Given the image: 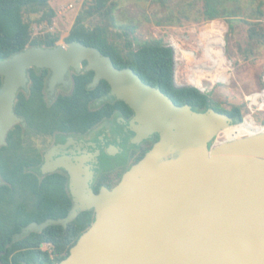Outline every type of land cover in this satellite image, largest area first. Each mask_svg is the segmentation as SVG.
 <instances>
[{
  "label": "water",
  "instance_id": "water-1",
  "mask_svg": "<svg viewBox=\"0 0 264 264\" xmlns=\"http://www.w3.org/2000/svg\"><path fill=\"white\" fill-rule=\"evenodd\" d=\"M83 60L95 73L94 88L107 81L110 97L134 111L136 142L154 134L159 141L117 186L99 194L85 162L70 166L74 205L68 217L33 222L13 240L67 227L93 210L94 222L59 264H264V133L217 144L220 133L239 125L236 120L212 105L204 112L176 105L94 47H27L0 60V146L23 122L14 106L18 92L29 90L28 70H50L53 94Z\"/></svg>",
  "mask_w": 264,
  "mask_h": 264
},
{
  "label": "trees",
  "instance_id": "trees-1",
  "mask_svg": "<svg viewBox=\"0 0 264 264\" xmlns=\"http://www.w3.org/2000/svg\"><path fill=\"white\" fill-rule=\"evenodd\" d=\"M51 1L53 0H0V60L9 58L27 47L53 48L57 45L59 38L51 33L33 36L34 24L52 23L55 12L49 8ZM106 2L107 0H96L94 7L92 6L86 13L104 14ZM213 5L211 2L207 3L204 14L208 20L222 16L216 11L210 13ZM41 12L43 13L40 14ZM38 14L39 17L31 19V15ZM259 14L261 15V12ZM230 28H233L232 24ZM126 37L124 49L120 50L108 41L107 30L104 27L96 26L94 29L86 27L82 16H79L66 41L80 42L98 49L104 56L111 57L119 69L132 68L146 84L160 88L178 106L190 105L194 111L204 112L212 105L216 111L228 114L238 124L243 122L248 113L246 101L244 105H234L227 110L221 108L210 95L202 94L196 88H175L173 49L161 40L139 43L137 49H134V39L131 40L128 34ZM248 44L254 49L264 45V26L255 25L250 29ZM39 79L37 81L34 78V83L30 87L33 104L27 99L29 94L18 95L17 113L28 121L33 117L48 126H51L56 117L63 123L78 122L84 117L78 103L80 104V100L86 99L87 94L91 93L85 83L77 80L73 95L59 98L56 105L58 110L49 115L52 108L43 103L45 85L43 79L40 81ZM2 82L3 76L0 75V87ZM263 87L262 80L257 91ZM108 89L109 85L103 81L94 89V93L99 91L106 93ZM95 97L98 95L94 96V100ZM261 113L255 115L257 122ZM101 117L98 115L94 123ZM17 131L20 133V130ZM12 132L14 131H11V134ZM2 151L0 150V264H59L69 256L71 248L90 228L94 222L95 212L83 211L67 227L53 225L41 233L33 232L14 241V237L20 235L22 230L33 222L41 224L48 219L68 217L73 201L65 191L67 180L64 176L52 174L40 178L26 168V165L30 164V156H27L26 150H22L16 159H12L10 155H3ZM42 245L49 248L44 249Z\"/></svg>",
  "mask_w": 264,
  "mask_h": 264
},
{
  "label": "rangeland",
  "instance_id": "rangeland-1",
  "mask_svg": "<svg viewBox=\"0 0 264 264\" xmlns=\"http://www.w3.org/2000/svg\"><path fill=\"white\" fill-rule=\"evenodd\" d=\"M210 2L215 5L210 13L216 11L222 14L215 20H208L204 14ZM95 3L96 0L51 1L49 8L55 12L52 23L34 24L33 36L51 33L59 38L58 44H63L77 18L82 16L86 27H104L108 41L120 50L124 49L128 34L131 40L134 39V49L139 43L151 40H161L165 45L172 46L173 39L179 50L186 51L196 47L199 29L209 23L202 29L208 37L211 28L219 29L215 27L219 22L227 29V55L233 70L229 84H210L209 95L221 108L230 110L234 105H244L245 97L261 87L264 45L254 49L253 46L249 47L248 40L253 26H264V0H107L104 14H87L86 11L94 7ZM40 14L30 17L36 19ZM230 24L233 25L232 29ZM200 36V41L205 43L206 37ZM186 65L181 63L182 84L187 83ZM257 123L264 125V112L258 115ZM221 141L225 140L221 138Z\"/></svg>",
  "mask_w": 264,
  "mask_h": 264
},
{
  "label": "flooded vegetation",
  "instance_id": "flooded-vegetation-1",
  "mask_svg": "<svg viewBox=\"0 0 264 264\" xmlns=\"http://www.w3.org/2000/svg\"><path fill=\"white\" fill-rule=\"evenodd\" d=\"M64 43H69L66 38ZM114 65L117 67L115 63ZM88 66L89 62L83 60L80 70L70 67L65 75V81L68 83L66 85L57 84L53 94L48 91V81L52 75L50 70L35 68L28 70L29 90L27 92L21 90L18 95L20 93L29 94L27 99L33 104V94L30 90L34 83L33 79L37 81L39 78V81L43 79L45 85L43 103L52 108L50 112L48 111L49 115L58 110L56 105L59 98L73 95L77 80L85 83L91 93L87 94L86 99H81L80 104L78 103L84 117L78 122L66 123L60 122L56 117L51 126L33 117H30L28 121L16 112L17 95L14 111L23 122H18L9 129L4 143L0 146V150L4 152L3 155H10L12 159H16L22 150H26L27 156H30V164L26 165V168L40 178L52 174L64 176L67 180L64 186L65 191L72 201L74 199L73 180L68 171L70 166L82 165V161L85 162V166L93 172L92 191L99 194L103 188L111 190L117 186L124 175L138 164L159 141V135L154 134L147 140L136 142L135 133L130 125L135 116L134 111L125 102L110 97L111 87L107 81L101 80L94 88L95 73L93 70H87ZM103 81L109 85V89L106 93L100 91L94 93V89ZM174 87L180 88L175 84ZM96 94L98 97L94 100ZM108 103L110 104L107 105ZM98 115L102 117L94 123ZM17 130H20V133ZM11 131L14 132L11 134Z\"/></svg>",
  "mask_w": 264,
  "mask_h": 264
},
{
  "label": "built area",
  "instance_id": "built-area-1",
  "mask_svg": "<svg viewBox=\"0 0 264 264\" xmlns=\"http://www.w3.org/2000/svg\"><path fill=\"white\" fill-rule=\"evenodd\" d=\"M217 22V21H213ZM210 22V23H213ZM209 24V23H208ZM204 25L201 29H199V41L196 44V47L191 50H186L191 52L193 57V62H188L187 58H185V53L183 50H179L178 46L175 45V41L172 39V46H169L173 49L174 55H173V61H174V84L180 88L182 87H193L198 89L202 94L209 95L211 91H209V86L212 84L213 86H216L218 84L227 85L230 82L229 80L223 81L221 79L222 72L227 69V73L231 77L232 67L233 64L229 60L227 55V42H226V35H227V29L223 24H220L217 22L216 27H219L223 29V33L221 35V43L215 44L211 41L206 42V46H209V51L207 52L204 48L205 44L204 41L201 42V36L205 34V30H202L205 26ZM196 32V31H195ZM221 51V54H216L215 51ZM207 52V53H206ZM209 53V54H208ZM181 63L187 64L186 68L188 69V75H187V83L182 84L180 83V69H181ZM218 75L216 79L213 78V75ZM226 72V71H225ZM263 84H264V74L262 77ZM209 84V85H207ZM211 89V88H210ZM245 101L248 107V113L244 117L243 122L239 125L246 124V123H253L258 128H260L259 131L256 132V134L264 133V125L258 124L255 120V115L257 113L264 112V87L256 92H252L248 94L245 97Z\"/></svg>",
  "mask_w": 264,
  "mask_h": 264
},
{
  "label": "bare ground",
  "instance_id": "bare-ground-1",
  "mask_svg": "<svg viewBox=\"0 0 264 264\" xmlns=\"http://www.w3.org/2000/svg\"><path fill=\"white\" fill-rule=\"evenodd\" d=\"M222 33H223V29H221V28H219V29H212L211 28V35H207L208 37H206L205 34L203 35V36L206 37L205 43H204L205 44L204 48L206 49L207 52H211L212 50L209 51L210 49H209V46H206V42L207 41H211V42H213L215 44L221 43V35H222ZM184 53H185V58H187L188 62L189 63L193 62L194 59L192 57L191 52L184 51ZM215 53L220 55L221 51H215ZM225 71L222 72L221 79L223 81L229 80V78H230V75L227 73V69ZM210 73H211V71H210ZM211 75H213L214 79H216L217 76H218V75H214L212 73H211ZM259 130H260V128H258V126H256L253 123H246V124H242V125H236V126L228 128V129L224 130L222 133H220L219 138L217 140V144L222 143L221 138H223L225 141L241 139L243 137H249V136L257 135L256 132L259 131Z\"/></svg>",
  "mask_w": 264,
  "mask_h": 264
}]
</instances>
